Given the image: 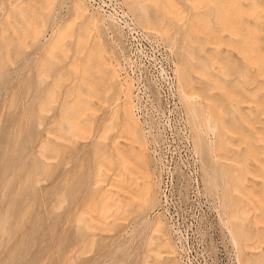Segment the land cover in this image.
<instances>
[{
    "label": "rangeland",
    "instance_id": "obj_1",
    "mask_svg": "<svg viewBox=\"0 0 264 264\" xmlns=\"http://www.w3.org/2000/svg\"><path fill=\"white\" fill-rule=\"evenodd\" d=\"M120 1L173 89L87 2L0 0V264H264V0Z\"/></svg>",
    "mask_w": 264,
    "mask_h": 264
},
{
    "label": "built area",
    "instance_id": "obj_2",
    "mask_svg": "<svg viewBox=\"0 0 264 264\" xmlns=\"http://www.w3.org/2000/svg\"><path fill=\"white\" fill-rule=\"evenodd\" d=\"M88 4L101 10L104 14H107L113 18L115 23L121 29L124 34L129 55L131 57V67L129 72L133 74L134 79L139 83L140 73L146 71L148 73L149 68L150 73L148 76L151 78L153 84L158 89L159 93H165L167 89H173V78L171 73H164L163 70H157L149 58L146 46L152 45L153 41H150L144 37L140 29L135 25L130 15L124 9L120 0H86ZM140 84V83H139ZM164 142L162 144L159 156V169L161 170V175L164 177V190L170 193L168 188H166V178L171 176L170 165L171 159L168 158L167 151L169 150V140L164 136ZM186 176L188 178V189L187 195L189 197L200 195V186L198 179V170L193 163L192 165H186Z\"/></svg>",
    "mask_w": 264,
    "mask_h": 264
},
{
    "label": "bare ground",
    "instance_id": "obj_3",
    "mask_svg": "<svg viewBox=\"0 0 264 264\" xmlns=\"http://www.w3.org/2000/svg\"><path fill=\"white\" fill-rule=\"evenodd\" d=\"M83 1H85V2H87L86 0H83ZM88 3V2H87ZM88 5H90V4H88ZM91 6V5H90ZM92 7V6H91ZM92 8H94V9H97V8H95V7H92ZM98 11H100L101 13H103L101 10H99V9H97ZM127 12V11H126ZM104 14V13H103ZM104 15H106V16H109V15H107V14H104ZM112 20H113V18L111 17V16H109ZM131 17V16H130ZM133 20V19H132ZM114 21V20H113ZM115 22V21H114ZM117 25V24H116ZM139 28V27H138ZM140 29V28H139ZM140 31L142 32V34L144 35V37L146 38V39H149L148 37H147V35L140 29ZM128 56H129V58L131 59V57H130V55H129V52H128ZM130 61V60H129ZM175 72H176V70H175ZM178 74V73H177ZM180 76V75H179ZM177 84H178V82H177ZM178 89V86H177V88H176V90ZM179 92H180V94H182V96L183 97H185V95H186V92L184 91V89L182 88V85H181V83H180V79H179ZM122 149V148H121ZM108 163H110V161H108ZM145 195L146 196H149L150 195V190H149V188H147V190L145 191ZM151 204V203H150ZM149 204V205H150ZM145 226L147 227V229L148 228H153V229H161V224L159 223V219H154V220H150V219H147L146 221H145ZM169 231H170V238H171V240H172V243H173V245H174V247L176 248V251H177V258H178V261L180 262V256H179V252H181V251H179L180 250V248H182V247H180L179 246V241H178V244H177V238L179 239V237H176V240L174 241L173 239H175V238H173V236H171V235H173L172 233H175L176 231L174 230V227L172 226V225H169ZM178 232V231H177ZM176 232V233H177ZM185 239V238H184ZM150 240V239H149ZM151 241V240H150ZM182 243V242H181ZM180 264H181V262H180Z\"/></svg>",
    "mask_w": 264,
    "mask_h": 264
}]
</instances>
